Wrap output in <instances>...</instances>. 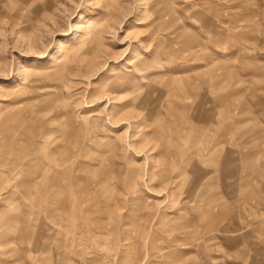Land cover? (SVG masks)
<instances>
[{
	"label": "rangeland",
	"instance_id": "1",
	"mask_svg": "<svg viewBox=\"0 0 264 264\" xmlns=\"http://www.w3.org/2000/svg\"><path fill=\"white\" fill-rule=\"evenodd\" d=\"M0 264H264V0H0Z\"/></svg>",
	"mask_w": 264,
	"mask_h": 264
}]
</instances>
